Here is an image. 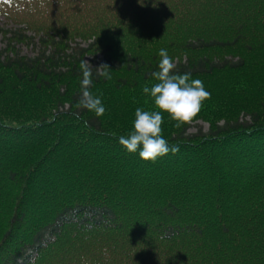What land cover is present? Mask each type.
I'll list each match as a JSON object with an SVG mask.
<instances>
[{
	"label": "trees",
	"instance_id": "obj_1",
	"mask_svg": "<svg viewBox=\"0 0 264 264\" xmlns=\"http://www.w3.org/2000/svg\"><path fill=\"white\" fill-rule=\"evenodd\" d=\"M84 3V15L61 20ZM0 16L22 25L8 38L13 56L0 54V264H264V98L248 99L240 83L264 53L216 56L254 49L246 33L264 26V0H0ZM74 19L84 27L72 29ZM36 22L68 34L41 36L44 53L18 56L14 43H35ZM135 30L179 43L186 58L175 71L210 93L188 121L163 113L162 135L179 151L155 162L118 137L137 107L155 108L142 88L156 82V37L124 59L103 42ZM77 35L86 48L71 47ZM96 54L90 91L105 107L125 102L120 122L80 104L81 62ZM98 72L125 78L118 85ZM199 121L209 132L189 134Z\"/></svg>",
	"mask_w": 264,
	"mask_h": 264
},
{
	"label": "clouds",
	"instance_id": "obj_2",
	"mask_svg": "<svg viewBox=\"0 0 264 264\" xmlns=\"http://www.w3.org/2000/svg\"><path fill=\"white\" fill-rule=\"evenodd\" d=\"M158 55V70L151 74L156 82L142 88V92L151 97L155 108L145 110L137 107L131 129L126 135L118 137L119 143L126 151H138L140 158L152 162L169 152L175 154L179 151V146L170 145L162 135L163 113L167 112L178 122L188 121L210 95L200 79L192 78L189 72L175 71V61L169 56L167 49H159ZM81 71L80 104L100 117L106 109L101 96L93 95L90 91L93 73L85 59L81 62ZM97 75L111 79L108 72H98Z\"/></svg>",
	"mask_w": 264,
	"mask_h": 264
},
{
	"label": "rangeland",
	"instance_id": "obj_3",
	"mask_svg": "<svg viewBox=\"0 0 264 264\" xmlns=\"http://www.w3.org/2000/svg\"><path fill=\"white\" fill-rule=\"evenodd\" d=\"M70 2V1H69ZM69 2H63V4L61 5V7L66 6L68 7ZM89 3H84L82 9L77 12V13H70L67 12V14L65 15V17H63L61 20H64V22H68L70 21L73 16L74 17H78V16H82L85 13H80L83 12L84 10H89ZM76 19H74L72 21V23H68V24H73L71 26L72 29H78L77 26L79 28L84 27V24L81 23H75ZM66 24V25H68ZM59 23L54 22L52 24H45L43 23V25L39 22H36L35 25L33 26V32L31 34H28L29 36L35 37V43H31V44H25V43H14L15 47H16V51L18 53V56H25L28 58H34L37 57L39 54L44 53L46 46L40 41L41 36H46V34H49L51 36H56V39H58V37H61V35L63 34H68V33H63L61 32L60 34L56 31V29L58 28ZM19 27H22V25H17L15 22L11 21V20H6L4 17L0 16V28L1 30H5L8 31V34H5V32H1L0 31V54H4V56H13L11 54L8 53V38H10L12 36L11 32H16ZM38 28H44V29H38ZM54 29V30H53ZM250 29L251 32L250 33H246L247 37H246V41L247 44L253 46L256 44V46H258L260 44V42L262 41V39H264V26H262L261 24H253L250 23ZM231 30V29H228ZM49 31H51V33H49ZM135 31H139V30H135ZM110 35H106L105 39H103V42L105 45H112L114 46V52H118V54H116L115 56L118 58H122L124 59L126 57V53H128V51L131 50H135L136 47L135 45L141 47V46H148L151 45L152 40L154 37H156V40L158 42V44L154 47V49L159 50L161 48H165L167 49V52L169 54L170 57H172L175 61H178L177 59H179L180 57H182L183 59L186 58V55L183 54V49L180 46L179 43L173 42V43H169L164 36L159 35V34H166L163 32H150L147 30H143V31H139V32H134V31H124L122 34H118L116 32H110ZM27 34V33H26ZM231 34L232 32H222L218 38L220 39H227V36ZM109 37V38H108ZM119 37V39H118ZM93 40V39H92ZM115 42L118 43L119 45H115ZM71 43V47L73 48H86L88 46V43L82 41L81 38L78 37V35L76 36V39L73 41H70ZM151 43V44H150ZM262 44V43H261ZM256 46L253 47V50H247L245 49V45L240 44L239 46L236 47L235 51H228V50H224V51H220L219 53H216V56H225L227 54V56H238V54L243 55L244 57H246L248 60H250L252 57L254 56H260L262 55L264 52L263 50L258 51L256 49ZM52 49L51 47H47ZM49 53V50L47 51V54ZM142 53V52H141ZM42 56V55H40ZM149 56H153L149 55ZM226 56V57H227ZM86 61L89 63V66L91 68H95L97 67L100 62L103 60V55L102 54H96V56L93 55H89L86 58ZM249 64L248 68H246V72L242 75H240L241 81L240 83H244V85H248L249 91L246 94V97L248 99L253 98L255 102H259L262 100L263 94H264V71L262 73H258L261 72V70H264V60H260L257 63H255L254 65ZM123 78H125L124 74H118L117 76H112L111 79L113 82H115V84L117 83L118 85H122L120 80H122ZM232 78L231 76H226L224 79H222V83H227L230 79ZM233 80V79H232ZM231 80V81H232ZM243 81V82H242ZM118 86L114 87L115 93L117 95L121 94V91H119ZM65 91L64 88L61 89V92ZM55 94V93H54ZM48 97L50 96H46L43 95L41 96V100H40V104H43L45 101H47ZM253 101V102H254ZM68 107V106H67ZM125 102L123 104H120L119 102L115 101V105L113 103H111V105L105 107V112L103 115H105L108 119L120 122L125 114V112H127V108ZM238 109V106H234L232 108V110ZM135 113V112H134ZM128 116H130V113L127 112L125 118H127ZM199 131H203L204 133L209 132V125L208 123L205 122H196L192 125V127L189 129L188 133L189 134H195ZM5 218L0 217V221H4Z\"/></svg>",
	"mask_w": 264,
	"mask_h": 264
}]
</instances>
